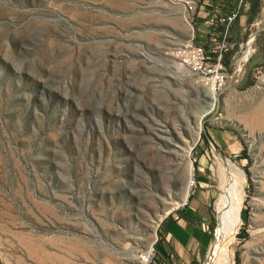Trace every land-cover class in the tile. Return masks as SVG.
Returning a JSON list of instances; mask_svg holds the SVG:
<instances>
[{
	"label": "rangeland",
	"instance_id": "obj_1",
	"mask_svg": "<svg viewBox=\"0 0 264 264\" xmlns=\"http://www.w3.org/2000/svg\"><path fill=\"white\" fill-rule=\"evenodd\" d=\"M243 15L253 54L201 120L211 90L179 64L193 33L180 9L0 0V264H142L213 128L233 131L240 152L211 155L219 190L204 264L231 168L244 199L228 264H264V0Z\"/></svg>",
	"mask_w": 264,
	"mask_h": 264
},
{
	"label": "crops",
	"instance_id": "obj_2",
	"mask_svg": "<svg viewBox=\"0 0 264 264\" xmlns=\"http://www.w3.org/2000/svg\"><path fill=\"white\" fill-rule=\"evenodd\" d=\"M222 1L215 0V4ZM243 13L231 30L232 38L238 45L243 44V37L252 28L244 22ZM202 22L201 18L198 19L199 44L206 42L210 32ZM205 137L207 140L198 144L194 155L199 186L192 189L184 204L162 222L153 264H204L210 255L213 243L211 231L215 219L213 205L219 190L212 183L211 177L207 176L212 158L210 143L217 146L221 155L226 158H233L240 151L237 135L233 131L213 128Z\"/></svg>",
	"mask_w": 264,
	"mask_h": 264
},
{
	"label": "built area",
	"instance_id": "obj_3",
	"mask_svg": "<svg viewBox=\"0 0 264 264\" xmlns=\"http://www.w3.org/2000/svg\"><path fill=\"white\" fill-rule=\"evenodd\" d=\"M180 9L186 24L192 28L193 33L186 44L178 53L180 65L191 75L200 77L211 91L220 92L227 88L231 80L240 74L237 72L238 63L242 62L250 41L256 39L255 33L251 34L246 44L238 45L233 40L231 30L234 24L239 21L246 7L247 0H223L215 4V0H161ZM210 30L204 44H199L196 30L200 24L198 19ZM253 45V44H252ZM241 50L242 55L237 59V51ZM249 60V59H248ZM248 60L243 61L244 63ZM234 61V68L230 70V64ZM211 153L216 151L213 143H210ZM190 190L199 186L193 176L189 181ZM169 216V215H168ZM167 216V217H168ZM156 238L155 243L158 242ZM156 249L153 246L141 256L142 264H153Z\"/></svg>",
	"mask_w": 264,
	"mask_h": 264
},
{
	"label": "bare ground",
	"instance_id": "obj_4",
	"mask_svg": "<svg viewBox=\"0 0 264 264\" xmlns=\"http://www.w3.org/2000/svg\"><path fill=\"white\" fill-rule=\"evenodd\" d=\"M252 44H253V40L250 41L247 52L242 58L243 61L248 60L250 56L253 54L254 50L252 49ZM242 62L238 63L237 72L239 71L242 72V69L240 68ZM217 95L218 92L216 93L214 91H211V94L207 96L210 99L209 110L204 113L201 120L207 114L212 112V110L216 106V102L218 100ZM201 122L202 121L199 122L198 134H200V131L202 130ZM236 169L231 168L230 171H228V175H229L227 176L228 180L226 179L227 181L226 182L224 181L225 183L223 185V194L220 196L218 203L219 227L217 233L216 249L212 254L208 264L229 263V252L227 246L233 240H235L237 236L236 234L242 224L241 212L243 209L244 192H243V186L240 183V179L243 178V174ZM188 197H189V191L186 192L183 202H185L188 199ZM168 213H170V211Z\"/></svg>",
	"mask_w": 264,
	"mask_h": 264
}]
</instances>
